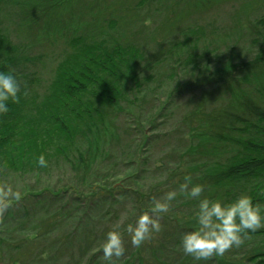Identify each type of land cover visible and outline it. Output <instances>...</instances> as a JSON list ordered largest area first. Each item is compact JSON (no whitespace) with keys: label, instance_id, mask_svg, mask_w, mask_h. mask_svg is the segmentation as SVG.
<instances>
[{"label":"trees","instance_id":"16d2710c","mask_svg":"<svg viewBox=\"0 0 264 264\" xmlns=\"http://www.w3.org/2000/svg\"><path fill=\"white\" fill-rule=\"evenodd\" d=\"M133 1L0 0V71L11 70L21 84L17 99L9 100L8 111L0 113V177L8 174L9 179L26 180L20 193L7 187L0 198L5 201L0 206V258L7 264H82L84 258L85 264H99L98 253L89 260L87 256L101 248L106 233L112 231L120 213L114 208L133 206L136 199L135 191L125 184L134 178L132 173L115 184L121 173L105 174L104 169L120 163L129 170L135 164L129 159L132 153L138 156L143 149L162 154L155 168L163 174L165 187L151 185L157 197L177 190L189 176L203 185L202 197L228 203L247 195L253 204L262 205L264 216V14L244 2L232 26H221L213 38V24L214 31L205 37L191 13L220 10L227 0ZM66 7L79 18L68 39L70 51L66 49L56 61L41 92L33 79L31 40L52 8L66 11ZM96 7L98 15L94 11L88 17ZM140 10L143 18L130 21L134 18L130 15ZM7 16L21 26L25 23L28 34L23 39L10 37L3 26ZM123 20L134 33L121 41L115 34L122 32ZM155 20L161 21L159 27ZM215 20L221 21L219 14ZM160 36L163 39L158 41ZM180 69L207 93L191 98V105L186 103L187 111L171 131L158 129L155 115L148 116L151 111L144 122L153 127L152 135L141 120L134 126L131 109L123 105L154 109L158 93L167 95L160 115L168 122L175 110L169 102L175 95L167 84ZM227 73L231 79L221 75ZM211 85L210 91L206 86ZM161 137L163 145L157 144ZM40 154L45 155L47 167L36 165ZM59 165L70 172L72 183L65 180L62 187L47 185L35 193L27 190V177L41 179L39 175ZM147 200L152 208L153 199ZM167 203V212L159 213L164 229L157 245L155 239L142 244L139 255L127 253L123 264H264V225L222 256L196 261L185 255L179 241L195 226L197 200L177 191ZM136 211L130 218L138 216ZM33 244L37 249L29 247Z\"/></svg>","mask_w":264,"mask_h":264},{"label":"rangeland","instance_id":"374dc122","mask_svg":"<svg viewBox=\"0 0 264 264\" xmlns=\"http://www.w3.org/2000/svg\"><path fill=\"white\" fill-rule=\"evenodd\" d=\"M114 1L116 2L117 0H114ZM136 1L137 0H134L133 2H136ZM225 2L227 4L224 5L220 10L218 8L213 9V7H212L211 9H208V11H205L204 9H199V12H200L199 14H198V11H196L195 13L194 12L191 13L192 17H193L192 20L194 21V23L199 24L200 28H204L205 37L209 36V33L211 32V29H213V28H216L215 31L213 29V31H214L213 38H215L220 34L219 29L221 26H223V25L224 26H232L234 19L239 15L238 14V13H240L239 9L241 6L244 5V2H246L247 4L254 5L256 7V9H259L258 11H261V13L264 14V11H263L264 0H227ZM70 3H72V2H65L62 4L63 5H70L71 7L74 6V4H70ZM108 4H109V2H108ZM170 6H171V4H170ZM6 7L2 8L1 10H3V9L6 10ZM182 7L183 6H181V8ZM66 8H67L66 11H64V10L59 11L58 8L56 10H53V8H52L51 11H53V12L51 13V16L49 17L47 22L44 24V26L42 25L41 28H39L35 31L36 32L35 37H34V39L31 40L32 41L31 46L33 47L31 58H32L33 64H34V65H32V67H34V70L36 71L35 75L33 76V79H35V78L37 79V82H35V83H37L38 89H40L39 91H41V92L45 88V87H43L45 82L53 76L56 61L64 55L66 49H67V52L70 51V47L67 48L68 39H70L74 35L73 33H71V29H74L77 26L75 24L74 20L79 19V18H77L78 16H76L75 13H73L72 8L71 9L69 7H66ZM28 9H29V7L28 8H22L21 11H23V13H25ZM83 11L87 13V10H83ZM94 11H95L96 15H98V9L96 7V9L92 10V12L88 13V17L92 16V13H94ZM134 14L136 15V17L134 16ZM217 14H219V16L221 18L220 22L215 20ZM132 15L134 18L131 17ZM142 16L143 15H142L141 10L134 12L133 14L130 15V17H131L130 21L137 20ZM31 19L32 18L30 15L28 21L32 22ZM84 19H87V18H84ZM87 20H89V19H87ZM193 21H189L188 24L193 23ZM151 23L152 22H150V24ZM160 23H161V21L155 20L154 26L159 27ZM212 24H213V28L210 27ZM82 25L85 26L83 22H82ZM3 26L8 28L10 37L12 39H14L15 41H17L19 38L23 39V37H25V35L28 34L27 26L25 25V23H23V25L21 26L20 22L19 23L14 22V21L11 22V20H9L8 16L4 18ZM121 28H123L122 32L118 31L115 34L116 39H118V40L122 41L124 39L123 36L128 38L130 36V34L134 33V29L127 26V20H123V22H121ZM178 28L179 27H177L176 29H178ZM25 31H26V33H25ZM93 32H94V30H93ZM18 36H20V37L18 38ZM162 36H163V34H162ZM163 37L160 36L157 40L158 41L162 40ZM139 39L142 40L143 42H147V40L145 38H143V36L142 37L139 36ZM154 46H155L154 44L151 45V47H154ZM238 70H239V68H238ZM221 75L225 78L227 77L228 79H231V77H229L231 75L228 73L227 74H221ZM185 76H187V75H185L183 73L182 69H180L177 71L176 75L171 79L172 81L170 80L167 84V90H169L170 93H173V95H175L173 97L174 99L171 101L172 103L169 102L170 106L174 105L175 110H174L173 114L168 118V122H165L167 120V117H165V115H164V117L160 115L161 106L166 103L165 99H167V95L165 96L163 94V96L162 95L159 96V93H158L157 95L154 96L157 98V100H156L157 104L154 107V109L149 108L150 106L139 107L140 105L137 103L126 104V105L122 104L125 109H131V114L129 117H131L134 126L136 124L140 123L139 120H141L142 124L146 128V131L152 135L153 134L152 131H154L153 127H147V123L144 122V119H146L147 112L151 111L148 116L152 117L155 115V117L157 118V120L159 122L158 123V129L165 130V132H168L169 130L171 131L173 126L176 125V122L180 121L181 116H183L184 113L187 111L186 109H184L186 103L189 102L191 105L192 104V101H190L191 98H199L203 94L207 93V90H202V88H198L197 86H195L196 83L194 82L193 78H187ZM206 88L209 89L210 91L213 90L212 85L206 86ZM177 94H179V95H177ZM152 99L153 98H151V100ZM152 118L154 119V117H152ZM162 140H163V138L161 137V139L159 141H157V144L158 143L161 145L165 144V142L163 143ZM134 151H136V149ZM145 151H146V155H145ZM142 156H143V159H140ZM147 156L149 159L146 161L144 158ZM161 157H162V154L160 153L159 150H156V149L153 150L152 148L146 149V150L143 149V152L141 151V153H139L138 156H135V153H132V155L129 159L132 160L133 162H135V164L129 170H126L125 166L123 167V165H121L120 163H115V164H113V166H108L110 168V170L104 169L105 174L107 172L121 173L119 175V177L117 178V180H115V184H116V182H122L123 179H121V178H123L124 174H126V173H132L134 176V178L130 182H126L125 184L128 185V187H131V189L133 191H135V193H134L135 198H136L135 204L132 206V205H130V203H125V204H121L120 206L114 208L115 211L118 209L117 211L120 213L118 215L117 220H115L113 222L112 231L116 230V231H119L121 233L123 247L125 249L124 254L119 259L114 258L115 264L125 263L126 258L128 257L127 253H129V252L135 253L136 251H138L137 255H139V250H141L140 247H142V245L139 247L132 246L130 239H129V235H128V233H126L124 231V229H125L126 225H128L129 223L134 224L135 219L142 212H149L150 213L151 208L149 207V205L145 204V201L147 199H150V200L153 199V201H154V200H160L162 198V197L159 198L156 196L155 191H157V190L152 191L153 186H162L163 188L165 187V186H163V184L165 182H162L163 174L159 170H156V168H155L156 164L158 162H161ZM60 166H63V165H59L58 167L55 166L54 167L55 171H53V172L50 171L48 174L39 175L41 177V179H36L34 177H27L28 178L27 182L29 183L27 185V190L28 191L34 190L33 193H35L36 191H38L40 189L46 188L47 185H50L51 187L59 188V187L66 185V183H67V185H68V183H72L68 178V175L70 172H68V170L66 168L60 167ZM54 169H52V170H54ZM105 174H103L101 172V175H105ZM136 176H138L140 180H137ZM15 178L12 177L9 179L8 174H4L0 177V198H3V196L6 194V192L9 191L7 187L15 188V191L17 193H20L19 189L23 185L22 182H25L26 180L23 181L20 177L16 178V179ZM9 180H11V183L9 182ZM65 180H67L66 183H64ZM4 182H5V184H4ZM8 183H10V184H8ZM3 184H4V186H3ZM151 185H152V187H151ZM160 189H161V187L158 188V190H160ZM16 192H14V193L16 194ZM23 192H25L24 189H23ZM162 199H164V198H162ZM140 201L143 203V205H141ZM2 204H5V201L1 199L0 206ZM134 211H136L138 213V216H136L134 218H130V213L134 214ZM162 217H163L162 214H158L159 223L161 222L160 218H162ZM163 229L164 228L160 229L158 232L153 233L150 236V238H148L144 243L151 242V239H155L154 244L157 245L159 238L163 236V234H162ZM29 247L33 248V250L37 249V246L34 244L29 246ZM88 247H87V249H88ZM155 247H152L151 249H154ZM84 248H86V247H84ZM94 249H95V246L91 247L85 253H88L90 250H94ZM96 249H98V250H96L95 253H93V251L89 253V255L87 256L88 260L90 259V257L92 255H94V254L97 255V253L102 258L101 248L97 247ZM137 255L134 257V258H136L135 261L138 259ZM101 258L99 260H97V262L99 264H105V262ZM18 259H20L19 256H18ZM78 259H79V257L77 258V260ZM59 262H60V260H58L57 263H59ZM84 262H87L86 258H84L82 264H85ZM95 262H91V263L93 264ZM0 264H7V261H3L0 258Z\"/></svg>","mask_w":264,"mask_h":264},{"label":"clouds","instance_id":"9594fccd","mask_svg":"<svg viewBox=\"0 0 264 264\" xmlns=\"http://www.w3.org/2000/svg\"><path fill=\"white\" fill-rule=\"evenodd\" d=\"M27 91V88L24 89ZM21 92V84L15 74L0 71V113L8 111V101L16 100ZM36 165L47 167L48 161L44 154L36 157ZM177 191L186 198L197 200L195 226L181 236L179 246L185 255L196 261H207L214 256H222L230 247L239 246L242 238L249 232L264 225L261 214L262 205L253 204L247 195H241L231 202L222 203L202 197L203 185L193 183L191 177L185 176L177 190L165 194L164 202L154 200L149 212H142L134 224L126 225L131 245L141 246L150 236L160 230L158 214L167 212L168 203L176 198ZM102 260L105 264H115L124 254L122 236L119 231H108L101 245ZM115 258V259H114Z\"/></svg>","mask_w":264,"mask_h":264}]
</instances>
